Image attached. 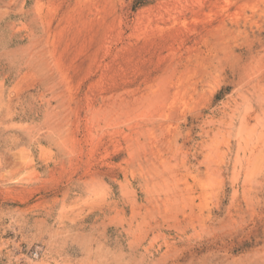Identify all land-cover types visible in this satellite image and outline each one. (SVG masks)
I'll list each match as a JSON object with an SVG mask.
<instances>
[{"label":"rangeland","instance_id":"rangeland-1","mask_svg":"<svg viewBox=\"0 0 264 264\" xmlns=\"http://www.w3.org/2000/svg\"><path fill=\"white\" fill-rule=\"evenodd\" d=\"M0 264H264V0H0Z\"/></svg>","mask_w":264,"mask_h":264}]
</instances>
